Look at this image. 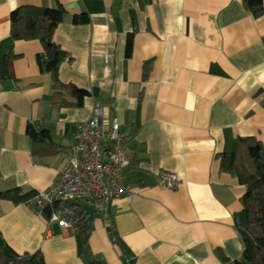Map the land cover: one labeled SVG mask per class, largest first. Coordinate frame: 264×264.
Segmentation results:
<instances>
[{"label": "crops", "instance_id": "1", "mask_svg": "<svg viewBox=\"0 0 264 264\" xmlns=\"http://www.w3.org/2000/svg\"><path fill=\"white\" fill-rule=\"evenodd\" d=\"M58 2L67 14L54 40L69 55L59 78L89 91L81 107L55 102L52 76L37 62L41 41L10 34L13 9ZM81 12L89 22L73 23ZM263 38L264 15L255 18L243 0H0V61L13 55V78L0 77V190L38 193L52 186L77 124L95 107L103 125L117 117L127 135L125 180L132 189L111 200L106 215L71 205L93 217L87 244L78 230L50 221V210L0 199V239L20 255L40 251L45 264L240 258L244 242L236 223L246 188L221 169L218 155L238 136H254L264 147ZM29 122L50 131L55 153L33 154ZM160 170L178 174L175 189L161 185Z\"/></svg>", "mask_w": 264, "mask_h": 264}, {"label": "trees", "instance_id": "2", "mask_svg": "<svg viewBox=\"0 0 264 264\" xmlns=\"http://www.w3.org/2000/svg\"><path fill=\"white\" fill-rule=\"evenodd\" d=\"M244 6L255 17L264 15L263 0H243ZM67 14L64 6L58 2L56 7L47 5H22L10 12V34L14 40L39 39L43 51L37 54V62L42 72L52 76L53 96L58 105L83 106L84 99L90 93L87 89L74 84L63 83L59 78L60 64L69 58L68 53L54 40V32ZM88 13H76L72 17L75 24L88 23ZM264 40V38H263ZM133 49V33H129L126 41V56L130 57ZM13 55L7 54L0 61V77L13 78ZM146 67V65H145ZM145 70V77L147 76ZM260 90L257 95L262 94ZM74 99L67 100V96ZM264 105V95L262 97ZM31 140L34 155L46 156L56 152L51 133L33 122L26 126ZM221 169L238 178L246 190L241 196L242 222L236 226L241 233L244 249L238 259L224 260L223 264H264V147L254 136H238L230 151L218 155ZM37 194L36 190L25 191L21 187L0 190V199L10 200L15 204L26 202ZM73 206V203L71 204ZM71 206V207H72ZM75 210V209H74ZM78 217L75 229L79 231L84 244H87L93 228V217L85 210L76 209ZM0 264H45L40 251L17 254L0 239ZM99 264V263H93Z\"/></svg>", "mask_w": 264, "mask_h": 264}, {"label": "built area", "instance_id": "3", "mask_svg": "<svg viewBox=\"0 0 264 264\" xmlns=\"http://www.w3.org/2000/svg\"><path fill=\"white\" fill-rule=\"evenodd\" d=\"M101 117L100 108L95 107L88 120L77 124L71 154L56 182L25 202L37 213L50 210L49 220L62 229H75L78 217L72 203H84L106 215L111 200L132 190L125 180L127 135L117 117L109 126L101 123ZM158 175L161 185L168 189H175L180 182L172 171L160 170Z\"/></svg>", "mask_w": 264, "mask_h": 264}]
</instances>
